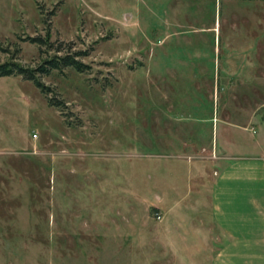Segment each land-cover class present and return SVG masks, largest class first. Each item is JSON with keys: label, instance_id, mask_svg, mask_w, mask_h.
Here are the masks:
<instances>
[{"label": "rangeland", "instance_id": "obj_1", "mask_svg": "<svg viewBox=\"0 0 264 264\" xmlns=\"http://www.w3.org/2000/svg\"><path fill=\"white\" fill-rule=\"evenodd\" d=\"M59 45L58 107L0 75V264H209L222 125L264 152V0H0V60Z\"/></svg>", "mask_w": 264, "mask_h": 264}, {"label": "crops", "instance_id": "obj_2", "mask_svg": "<svg viewBox=\"0 0 264 264\" xmlns=\"http://www.w3.org/2000/svg\"><path fill=\"white\" fill-rule=\"evenodd\" d=\"M254 110L250 119L257 115L258 108ZM232 125L235 126L233 121L222 125L220 145L229 149L216 157L222 164L214 175L208 173L212 178V223L218 231V244L209 264H264V152L257 153L261 149L259 138H247L241 130L230 132L233 134L229 138L226 131H231ZM217 126L216 116V136ZM231 150L234 153H229ZM124 199L129 208L130 199ZM158 199L162 200L159 196ZM124 227L125 224L122 237L129 235Z\"/></svg>", "mask_w": 264, "mask_h": 264}, {"label": "trees", "instance_id": "obj_3", "mask_svg": "<svg viewBox=\"0 0 264 264\" xmlns=\"http://www.w3.org/2000/svg\"><path fill=\"white\" fill-rule=\"evenodd\" d=\"M49 33V30H47L46 37L41 35H32L29 36V39L32 42L38 43L39 45H50L51 43L49 41ZM3 50L8 53L11 52V55L6 60H0V75L20 74L24 78L31 79L34 84L45 94L48 102L57 107L60 105V101L54 99L52 95H49L51 88L40 79V73H48L51 68L61 69L65 66H72L77 70L82 71L84 67L87 66V64H85L79 58V56L87 54L85 49L73 51L66 50L63 53H60L61 47L59 45L52 54L44 57L42 62L37 66H26L20 63V61L17 59V47L12 51L9 48H3Z\"/></svg>", "mask_w": 264, "mask_h": 264}]
</instances>
